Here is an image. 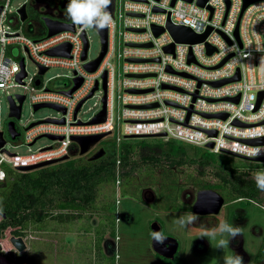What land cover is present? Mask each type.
Listing matches in <instances>:
<instances>
[{
    "label": "built area",
    "instance_id": "obj_1",
    "mask_svg": "<svg viewBox=\"0 0 264 264\" xmlns=\"http://www.w3.org/2000/svg\"><path fill=\"white\" fill-rule=\"evenodd\" d=\"M69 1L55 0L53 7L44 0L24 1L27 12L29 4L39 10L44 7L43 16L74 24V29L52 35H48L46 24L43 34L42 30L28 24L27 29L32 27L35 30L33 34H40L38 36L23 32L29 12L26 20H21L18 8L22 4L11 11L10 0L0 3L3 6L0 12V74L4 75L0 79V91H5L7 97L12 96L16 105L19 104L17 95H25L24 101L30 100L33 111L38 110L34 106L39 103L61 107L57 109L60 116H45L30 121L24 127L16 122L21 118L22 110L19 118L8 113V118L2 122L0 117V134L3 133L5 139L0 147V172L4 173L0 181L6 178L8 169L27 172L18 167L70 154L73 144L78 147L71 138L74 135H115L111 151L102 147L105 154L115 160L117 186L122 175L121 145L129 138L174 139L203 147L210 153L232 155L227 153L231 152L243 157H250L247 152L260 149L261 154L256 157H264V142L251 144L246 141L264 138V95L258 104L259 93L264 91V0L253 1L243 11L244 0H207L203 6L198 4V0H174L173 4V0H111V12L107 10L112 17L107 50L94 71L87 70L85 63L100 55L102 43L99 54L90 58L86 28L67 18ZM169 21L189 27L196 34H203L209 28L210 31L200 42L176 41L167 29ZM12 25L17 28H12ZM153 25L164 27V31L156 35ZM237 26L238 36L235 34ZM83 32L88 41L85 59H82ZM62 44L69 45L67 55L47 52ZM171 44L173 51H166L165 47ZM11 45H18L34 60L39 69L36 77H29L25 57L19 59L12 51L9 53ZM209 47L213 49L211 53H208ZM190 54L192 60H189ZM21 62L26 75L18 80ZM43 67L46 70L40 73ZM51 67L66 68L71 75L45 78ZM237 73L239 79L213 84ZM59 77L68 80L59 84L55 82ZM76 79H81L80 85L67 93L76 85ZM95 85L97 88L92 96L98 89L102 92L100 108L83 120L78 116L79 112L92 96L82 103L76 114L75 109ZM14 86H23L27 92L12 94L9 89ZM104 96L105 120L92 122L103 109ZM154 103L157 105L147 106ZM223 113L227 115L225 118L213 115ZM61 119L63 122L59 121ZM11 120H14L19 133L14 138L17 143L32 145L41 137L50 138L48 135L57 138H50L51 144L34 152L17 156L5 148L7 134L10 136L8 122ZM211 130L216 133L210 134ZM210 142L213 143L211 147L208 146Z\"/></svg>",
    "mask_w": 264,
    "mask_h": 264
},
{
    "label": "rangeland",
    "instance_id": "obj_2",
    "mask_svg": "<svg viewBox=\"0 0 264 264\" xmlns=\"http://www.w3.org/2000/svg\"><path fill=\"white\" fill-rule=\"evenodd\" d=\"M25 0H10L9 8L15 11ZM53 7L55 0H44ZM5 0H0V3ZM70 3V1H69ZM29 18L25 24L26 34L34 35L35 30L28 24L34 25L37 30L45 29L42 19L44 7L39 10L28 5ZM68 19H71L68 15ZM72 20V19H71ZM12 28L17 26L12 25ZM87 35L90 41L89 56L96 57L100 52L101 40L96 28L87 27ZM16 58L25 57L26 70L29 77L38 75V66L34 60L18 45L9 46V53ZM18 59V60H19ZM56 75L64 76L71 73L63 67H51L45 78ZM29 77L27 82H29ZM66 77L55 80L59 84L67 82ZM12 94L24 93L27 90L23 86H14L9 89ZM102 92L98 89L94 96L87 99L79 112L83 120L92 116L99 108ZM7 93L0 91V117L2 122L8 118L9 103ZM45 116H60L56 108L45 106L33 111L30 100L26 99L22 106V116L16 122L20 127L26 126L30 121ZM115 135L103 137L85 155L76 152L70 153V158L85 159L99 147H106L111 151ZM6 150L22 156L38 150L44 145L52 143L48 137L39 138L34 144H20L15 142L7 134ZM129 141L140 143H161L160 137L129 138ZM180 142V141H179ZM191 154L201 155L205 148L180 142ZM76 145V144H75ZM77 146V145H76ZM82 157V158H79ZM213 162L223 167H250L255 177L258 172H264V161L248 160L226 153H212ZM136 163L128 174L120 175V184L114 181L102 183L98 188V196L92 206L82 211L83 216L72 221L45 219L40 224L30 223L27 227H18L21 234L14 232L15 227H9L0 236V264H161L162 257L152 248L153 230L151 224L158 221L163 229V234L174 236L179 242L176 257L183 258L179 261L174 257L172 264H224L226 256L236 254L243 258V264H254L255 252L264 238V204L258 201L237 200L225 202L216 214H196L192 211V205L200 189L212 188L220 193L223 181L220 174H215V166L207 167L201 172L196 165L186 163L182 165H170L165 160L159 163L143 162L139 155L133 156ZM186 161L190 159L185 156ZM243 169V168H242ZM221 170L219 169L218 172ZM223 174H229L225 169ZM225 200L227 196L224 193ZM118 200V201H117ZM260 200V199H259ZM264 203V201H261ZM54 211H59L53 208ZM196 219L188 223V218ZM4 216L0 214V220ZM185 220L181 225L180 220ZM109 219L115 225V235L105 233L102 251L96 247L97 229L99 225L108 226ZM221 223H227L232 227H238L241 231L242 246L236 238H231L227 233L216 231L214 237L205 233L217 230ZM109 229V228H108ZM21 237L25 244L23 250L14 244V240ZM224 239L228 241L223 248H217L218 242ZM115 245V253L112 246ZM109 246V247H108ZM247 253L241 255V250ZM115 255V258H114ZM248 255V256H247ZM264 264V261L261 262Z\"/></svg>",
    "mask_w": 264,
    "mask_h": 264
},
{
    "label": "trees",
    "instance_id": "obj_3",
    "mask_svg": "<svg viewBox=\"0 0 264 264\" xmlns=\"http://www.w3.org/2000/svg\"><path fill=\"white\" fill-rule=\"evenodd\" d=\"M76 149L77 146L73 144L70 153L76 152ZM135 154L139 155L143 162L149 163H159L164 160L172 166L191 163L201 172L209 166H215L218 168L215 169V174H220L223 181L221 190L223 195L226 194L227 201L238 198H249L259 203L264 201V191L257 187L255 177L250 175L253 172L252 168L216 165L212 153L206 150L197 156L191 154L186 146L174 139L161 143L125 140L121 145V174H128L134 168ZM185 156H189L190 159L186 161ZM225 169L229 174L222 173ZM115 178V160L108 154L96 160L85 158L77 161L69 158L27 172L8 169L6 178L0 181V209L4 213V217L0 220V236L9 227H15L14 232L21 234V227H27L30 223L40 224L47 218L59 221L81 218L82 211L95 203L99 186L105 182L115 183ZM53 208L59 211H54ZM107 230L110 235H115V225L111 219L108 226L101 223L97 229L98 252L102 251V242ZM162 233H164L163 229ZM115 250V246H112L114 253ZM175 258L179 261L184 260L176 256ZM263 258L262 243L254 264H260ZM171 263L172 260L169 258L162 259V264Z\"/></svg>",
    "mask_w": 264,
    "mask_h": 264
},
{
    "label": "water",
    "instance_id": "obj_4",
    "mask_svg": "<svg viewBox=\"0 0 264 264\" xmlns=\"http://www.w3.org/2000/svg\"><path fill=\"white\" fill-rule=\"evenodd\" d=\"M191 1V0H188ZM207 0H198V4L203 6L206 3ZM255 0H244V4H243V9L242 11ZM112 2V1H111ZM174 0L172 1L173 4ZM63 6H66V4H64ZM3 6L0 4V12L2 10ZM109 12H111V4L109 5L108 9ZM155 10H158V8H155ZM18 12L20 13V18L21 20H26V18L28 17V12H27V6L26 4H22V6L20 8H18ZM42 19L44 20V23L47 25L48 27V35H52L55 34L61 30H65V29H74V24L73 23H65L59 20H54L49 16H43ZM153 31L156 35L160 34L161 32L164 31V27H158V26H154L153 25ZM167 29L170 31V33L173 35V37L175 38L176 41H182V42H189V43H195V42H200L203 41L205 39V37L207 36L208 32L210 31V28L203 34H196L192 31L191 28L186 27V26H179V25H174L172 24L170 21L167 24ZM98 33L100 35V40L102 43V50L100 55L90 61L85 63V67L87 68V70L89 71H94L99 63L101 62L103 56L106 53L107 50V37H108V27L103 29V30H98ZM235 34L238 36V26L236 28ZM82 37L84 39V50L82 53V59L86 58L87 55V49H88V41L85 37V33H82ZM148 45H150L148 43ZM166 51H173V44L168 45L165 47ZM213 51L212 48H208V53H211ZM50 54H62V55H67L69 52V45L68 44H62L60 46H56L50 50L47 51ZM193 57L190 54L189 55V60H192ZM226 60V59H225ZM224 60V61H225ZM224 61H222L219 65H221ZM21 68L22 71L17 75L18 80H21L25 75L26 72L24 71V63L21 62ZM46 70V68H40V73H43ZM235 79H239V74L237 73V75H235L234 77L231 78H227V79H222L216 82H213L214 85H220L223 84L225 82H229ZM36 83H39V80L36 81ZM81 83V79H76V85L67 93H71L75 88H77ZM104 86H106V83L104 84ZM164 87H166V85H164ZM97 88V86L95 85V87L93 88V90L88 94V96H86L84 99H82L76 109H75V114L77 113V111L79 110L80 106L82 105V103L90 96H92L94 90ZM264 95V91L259 93V98H258V104L261 100V98ZM19 104L16 105L15 99L12 96L8 97V100L10 102V116H14L16 118H19L21 115V110H22V103L25 99V95L23 94H18L17 95ZM235 100H238V97L235 98ZM103 109L92 119V122H100L105 120V116H106V96H104L103 98ZM157 103L154 104H149L147 106H156ZM45 106H50L56 109H60L61 107L59 105H55L52 103H39V104H35L34 108L37 110L41 107H45ZM64 111V109H63ZM216 116H220L225 118L227 115L226 114H213ZM211 116V115H209ZM60 122H63V119L59 120ZM8 131L9 134L11 136L12 139H14L19 133L16 131V127H15V122L14 120H11L8 122ZM210 134H215V131H209ZM105 135H107V133H100V134H93V135H74L72 136V140L75 141L78 144V153L79 155H85L86 153H88V151L90 150V148L92 146H94L95 144H97ZM50 138H57V136L55 135H48ZM62 138V137H59ZM248 143L251 144H259V143H263L264 142V138L260 137V138H254V139H248L246 140ZM5 143V139L3 137V133L0 134V147L3 146ZM213 143L210 142L208 143V146H212ZM227 152V151H225ZM106 153V150L103 147H100L97 151H95L90 157L89 160H96L101 158L102 156H104ZM230 153L234 156H238L244 159H248V160H255V161H264V157H243L237 154H233L231 152H227ZM70 158V154H65L59 158L56 159H52V160H47V161H43L40 163H36V164H32V165H28V166H21L18 167V169L23 170V171H31L34 169H38L50 164H54L57 162H61V161H65L67 159ZM225 203V198L224 196L217 190L212 189V188H206V189H200L197 192V196H196V200L194 201L193 205H192V211L196 214H216L220 211L221 207L223 206V204ZM2 215L4 216V213H2ZM151 229L153 230V239H152V248L153 250L160 255L163 258H169L172 259L174 258L175 254L178 251L179 248V242L178 240L169 234L164 235L162 233V229H161V225L159 224L158 221H153L151 224ZM159 234L163 237V242H157V240L155 239V235ZM14 244L19 248V250H23L25 248V244L22 242L21 237L17 238L14 240Z\"/></svg>",
    "mask_w": 264,
    "mask_h": 264
},
{
    "label": "clouds",
    "instance_id": "obj_5",
    "mask_svg": "<svg viewBox=\"0 0 264 264\" xmlns=\"http://www.w3.org/2000/svg\"><path fill=\"white\" fill-rule=\"evenodd\" d=\"M111 0H70V3L67 6V12L69 17L73 20L75 24L81 25L85 28L94 27L98 30H103L107 27H110L112 24V17L107 11ZM4 78L3 74H0V79ZM261 154L260 149L247 152L246 155L255 158ZM4 178V173L0 172V179ZM257 187L264 191V172H258L255 176ZM0 214H2V209H0ZM196 219L195 216L188 218V223H191ZM181 225L185 223V220L182 218L180 220ZM216 231L219 233H227L231 238H235L237 235L241 234V231L238 227H232L227 223H221L217 230L212 232L205 233L206 236L214 237ZM157 242H163V237L159 234L155 235ZM228 241L221 239L218 242L217 248H223ZM224 264H243V258L239 255L235 256H226Z\"/></svg>",
    "mask_w": 264,
    "mask_h": 264
},
{
    "label": "flooded vegetation",
    "instance_id": "obj_6",
    "mask_svg": "<svg viewBox=\"0 0 264 264\" xmlns=\"http://www.w3.org/2000/svg\"><path fill=\"white\" fill-rule=\"evenodd\" d=\"M52 14H56V12H53ZM206 189V188H205ZM222 194V193H221ZM223 195V194H222ZM224 196V195H223ZM225 198V197H224ZM196 200V199H195ZM237 201H239V202H242V201H247L246 199H243V198H238V199H236ZM232 201H235V200H232ZM225 202H230V201H226L225 200ZM261 204H264V203H262V202H260ZM164 235H166V234H164ZM237 237H238V243H240L239 245H241L242 246V237H241V235H237L235 238H236V240H237ZM104 241V240H103ZM264 244V239H262V242H261V244ZM261 244L259 245V248H260V246H261ZM115 246V245H114ZM102 247H103V242H102ZM109 247V246H108ZM104 248V247H103ZM258 248V249H259ZM105 249V248H104ZM240 250H241V248H239ZM106 250V249H105ZM258 251V250H257ZM246 252L243 250V248H242V250H241V255H243V256H245L246 257ZM256 254H257V252H255V256H256ZM175 256H176V254H175ZM174 256V257H175ZM248 256V255H247ZM255 256H254V259H255ZM180 258V257H179ZM162 259H163V257H162ZM171 260H174V258H172ZM264 261V258L262 259V261L261 262H263ZM261 262H260V264H261ZM161 264H162V262H161ZM172 264V263H171Z\"/></svg>",
    "mask_w": 264,
    "mask_h": 264
}]
</instances>
